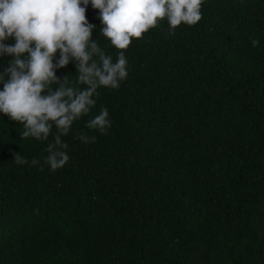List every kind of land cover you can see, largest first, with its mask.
<instances>
[{"label": "trees", "instance_id": "obj_1", "mask_svg": "<svg viewBox=\"0 0 264 264\" xmlns=\"http://www.w3.org/2000/svg\"><path fill=\"white\" fill-rule=\"evenodd\" d=\"M201 14L119 50L87 5L92 41L114 63L124 51L128 76L61 136L63 168L46 163L54 123L47 140L23 139L0 113V264H264V0H203ZM76 71L57 68L46 92L67 76L86 88ZM102 108L103 134L86 126Z\"/></svg>", "mask_w": 264, "mask_h": 264}, {"label": "clouds", "instance_id": "obj_2", "mask_svg": "<svg viewBox=\"0 0 264 264\" xmlns=\"http://www.w3.org/2000/svg\"><path fill=\"white\" fill-rule=\"evenodd\" d=\"M89 3L99 10L102 35L119 50H126L133 38H142L159 20L166 18L170 28L176 29L182 23L195 25L202 19L203 0H0V56L13 57L3 72L7 81L0 80L4 84L0 113L24 125L23 139L47 140L55 124L58 134L55 143L49 144L46 158L51 170L68 163L69 145L61 136L68 135L74 121L95 106L97 89L118 88L128 76L124 51L114 63L92 41L94 25L86 18ZM10 37L15 38L14 45L5 43ZM257 43L252 40L253 47ZM58 51L60 56L54 63ZM94 55L99 56V64ZM70 60L76 62L77 82L87 87H67V76L55 91L46 92L53 82L61 81L56 69L66 67ZM86 126L106 133L111 127L108 110L102 108ZM78 139L87 144L96 137L81 134ZM14 160L28 163L19 154Z\"/></svg>", "mask_w": 264, "mask_h": 264}]
</instances>
